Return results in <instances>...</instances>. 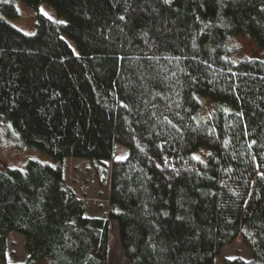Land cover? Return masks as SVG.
<instances>
[{"label":"trees","instance_id":"trees-1","mask_svg":"<svg viewBox=\"0 0 264 264\" xmlns=\"http://www.w3.org/2000/svg\"><path fill=\"white\" fill-rule=\"evenodd\" d=\"M23 1L65 23L0 16V123L55 164L0 171V260L15 232L24 264H111L116 221L130 264H214L238 236L250 258L234 262L264 264V59L224 56L230 34L264 49V0ZM68 158L111 161L105 216L66 185Z\"/></svg>","mask_w":264,"mask_h":264},{"label":"rangeland","instance_id":"rangeland-1","mask_svg":"<svg viewBox=\"0 0 264 264\" xmlns=\"http://www.w3.org/2000/svg\"><path fill=\"white\" fill-rule=\"evenodd\" d=\"M0 2H10L16 7L18 11L17 17L9 18L1 10L0 16L26 34L34 33L37 13L43 15L47 13L45 16L51 17L52 20L65 21V17L59 15L55 8L47 3L31 6L23 0H0ZM224 56L232 61L246 57L264 59V49L259 48L248 33L230 34L224 43ZM195 97L200 103L198 116L202 118L209 116L213 109L211 99L199 94H196ZM193 155L204 160L207 150L201 147ZM123 156H125V149L121 146H116L114 158ZM29 159L51 165L55 164V161L43 151L33 146L22 144L10 123L1 122L0 171L7 168L24 170L26 162ZM63 166L64 181L66 185L75 191L78 198L84 200L87 209L86 215L105 216L109 209L105 200L109 195L111 161L94 163L87 159L68 158L64 160ZM109 233V263L130 264L119 244L116 221H109ZM7 241V253L4 261L0 260V264H24L27 254L23 246V236L11 232L7 236ZM238 258H250V250L243 243L240 236L221 248L219 255L215 258L214 264H236L234 260ZM35 264H50V261L48 259H41L36 261Z\"/></svg>","mask_w":264,"mask_h":264},{"label":"snow or ice","instance_id":"snow-or-ice-1","mask_svg":"<svg viewBox=\"0 0 264 264\" xmlns=\"http://www.w3.org/2000/svg\"><path fill=\"white\" fill-rule=\"evenodd\" d=\"M165 3H170V0H165ZM45 15H47V13H45ZM49 18L51 19V17H49ZM120 19L121 20H124L125 17L124 16H121ZM58 23H65V22L64 21H58ZM253 143H255V142L253 141ZM209 155H211V154L209 153ZM124 158L125 157H117V159H124ZM194 158L197 159V160L200 159L198 156H194ZM261 175L264 176V174H261ZM165 215H166V213H165ZM178 219H180V217H178Z\"/></svg>","mask_w":264,"mask_h":264},{"label":"crops","instance_id":"crops-1","mask_svg":"<svg viewBox=\"0 0 264 264\" xmlns=\"http://www.w3.org/2000/svg\"><path fill=\"white\" fill-rule=\"evenodd\" d=\"M85 203V202H84ZM86 206V205H85ZM86 212H87V209H86ZM93 216H95V215H93Z\"/></svg>","mask_w":264,"mask_h":264}]
</instances>
